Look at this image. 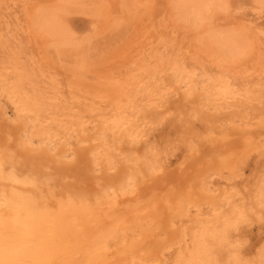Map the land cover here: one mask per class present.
Wrapping results in <instances>:
<instances>
[{"label": "bare ground", "instance_id": "1", "mask_svg": "<svg viewBox=\"0 0 264 264\" xmlns=\"http://www.w3.org/2000/svg\"><path fill=\"white\" fill-rule=\"evenodd\" d=\"M15 1L0 0V161L5 164L0 193L7 190L12 202L0 211L7 224L44 251L40 258L51 253L53 259L82 264H168L181 258L227 264L231 250L213 234L223 231L224 217L238 208L260 210L255 179L245 201L240 182L221 178L225 165L219 157L225 148L261 155L264 121L251 127L258 114L248 109L264 101L261 11L250 17L231 8L202 7L231 0H165V12L158 16L150 10L152 0H89L86 5L85 0H41L19 25L8 18ZM72 4L84 6L87 29L78 31L67 21ZM20 30L29 33L36 52L23 44ZM124 33L129 47L118 63L106 67L101 50L115 46L108 43L98 55L95 47L106 42L97 41L109 34L114 44ZM119 40V46L126 45ZM96 55L106 68L90 81L86 73ZM54 60L61 73L48 65ZM169 88L178 95L163 109L157 107ZM17 103L26 109L22 116ZM165 119L173 133L161 125ZM190 120L200 154L186 159L185 143L175 161L167 162V155L157 160L152 146L163 151ZM208 159L213 166L201 182L196 164ZM157 165L163 173L154 172ZM169 194L175 197L171 207L165 200ZM181 196L184 203L177 210ZM197 232L201 243L193 256Z\"/></svg>", "mask_w": 264, "mask_h": 264}, {"label": "snow or ice", "instance_id": "2", "mask_svg": "<svg viewBox=\"0 0 264 264\" xmlns=\"http://www.w3.org/2000/svg\"><path fill=\"white\" fill-rule=\"evenodd\" d=\"M142 7H148V5H143ZM202 7L211 8H220V9H230L231 5L219 4V5H204ZM261 15L264 16V0H260L259 5ZM190 79V76L188 77ZM229 86L231 82L229 81ZM6 87V86H5ZM186 91L187 95H191V92ZM228 91V89H224ZM173 95H178L172 89H167V92L161 95L160 99L157 101V107L164 108ZM10 98L15 101V96L9 93ZM18 113L22 116L23 112L26 111L23 105L17 103ZM169 116L173 113H168ZM198 114L193 116V119H197ZM158 126V125H154ZM203 139H207L204 137ZM187 144L190 149L189 152L185 154L186 159L191 158L192 156H198L201 151L200 138L195 129V125L192 120L188 121L185 125V130L182 134L177 135L173 139H168L163 145V151L160 147L153 145L151 151L157 160H161L163 156L170 153L178 152L183 144ZM261 153H264V141H262V147L259 149ZM253 149H245L244 151H239L235 148H225L220 154V160L225 165L220 169L221 178L226 179L229 184L235 182H242L246 179L244 172L245 162L251 159L253 154ZM232 160H235V163H230ZM260 165H264V155H262L261 160L258 162ZM213 166V160L208 159L205 162H198L196 164L195 172L197 178L203 182L204 178L208 175L205 172L206 168H211ZM5 168L3 161H0V172ZM154 172L163 173L164 168L160 165H157L154 169ZM253 177L256 181L254 187L255 198L259 204L260 211L257 213L256 208H238L233 213L224 217L223 220V231L219 234H213V238L219 237L226 243L231 250V257L228 260L227 264H264V167H260L258 171L253 172ZM215 179V176H213ZM122 190H126V186L122 185ZM15 195H20L15 193ZM233 191L237 189L233 188ZM71 200V197L69 198ZM175 197L172 194H169L165 197V200L169 203L170 207L172 201ZM184 199L181 196L177 201V210L183 205ZM96 204L100 205V198L97 197ZM12 206V202L9 200L7 195V190L3 193H0V209L9 208ZM111 208L112 204L109 203L106 205ZM63 211V202H61V207L59 209ZM18 212L19 209L17 208ZM258 223L260 227V246L256 249V254L253 256L245 257L246 250L251 246L252 241L248 236V229L251 228L254 224ZM201 243L199 233L194 234L192 240V245L190 246V251L192 255H195L194 248ZM46 255L44 251L38 247L34 246L32 243L26 241L22 235L17 233L12 227L7 224V217L3 211H0V264H82V262L70 258L64 259H53L51 258L52 254H47L49 258H40L41 256ZM87 264H108L107 261L103 260H89ZM140 264H161L160 261H140ZM168 264H209V262L192 259H177L175 262L169 261ZM215 264H223V262L217 260Z\"/></svg>", "mask_w": 264, "mask_h": 264}, {"label": "rangeland", "instance_id": "3", "mask_svg": "<svg viewBox=\"0 0 264 264\" xmlns=\"http://www.w3.org/2000/svg\"><path fill=\"white\" fill-rule=\"evenodd\" d=\"M43 1V0H42ZM87 1H89V0H85L84 1V3L86 2L87 3ZM112 1H114V0H112ZM153 1V3L152 4H150L151 5V9L150 10H152L151 12H152V14L153 15H161V13L162 12H165V5H163L162 3L165 1V0H152ZM39 2H41V0H16L15 2H13L12 4H11V8L9 9V13H8V15L10 16H8V18L13 22V23H18L19 25L20 24H22V25H24L25 23H26V20L28 19V16H27V14H26V11H28V10H30L33 6H35V4L37 5V3H39ZM86 3L85 4H83V5H86ZM78 4V3H77ZM77 4H72V6L73 5H75V6H73V7H77L78 9H77V11H75L74 9H72V8H70L71 9V11H69V9L67 10L68 12L66 13L68 16H66L65 15V17L67 18V17H69V18H67V21L68 22H70V24L72 25V27L73 28H76L78 31H83V30H85V29H87V27L90 25V22H89V16L88 15H84L85 13H81V11L83 12V10H82V8L84 7L83 5H81L80 7H78V6H76ZM231 9H233L234 10V13L236 14V15H239V14H241V13H244V14H246L247 16H250V17H252V16H256L257 15V12L258 11H260V8H259V5L255 2V0H231ZM93 6H94V4H93ZM254 6V7H253ZM70 7V6H69ZM236 9V10H235ZM78 10L80 11V12H78ZM256 10V11H255ZM144 11V10H143ZM238 11V12H237ZM27 13H29V11L27 12ZM76 13V14H75ZM142 13V12H141ZM141 13H138L139 15H142ZM144 13H145V11H144ZM238 13V14H237ZM261 13V12H260ZM70 14V15H69ZM91 16H93L92 14H91ZM27 17V18H26ZM93 17H95V16H93ZM264 17V16H263ZM263 17H261V18H259L260 19V22H262L263 23V28H264V18ZM20 18V19H19ZM159 18V17H158ZM68 19H70V20H68ZM258 19V20H259ZM136 23V25H137V23L138 22H135ZM100 26V25H99ZM98 26V27H99ZM154 26H157V23H154ZM154 26H152L153 28H154ZM20 27V26H19ZM152 29V28H151ZM131 32V31H130ZM130 32H128V34L126 33V35L128 36V37H130L129 39L131 40H129L126 36H125V33H124V36H125V38H122L121 36H122V34L123 33H121V36H120V38L119 37H116V38H114V44H112L110 41H108L109 39V34H106V36L107 37H104L105 38V40L104 41H102V42H100V40L102 39H104V38H99L100 40H98L97 42H98V44L99 43H104V42H106L105 43V45H107V46H105V45H103V47H102V44H101V46H100V44H99V46H96L95 48H96V52H95V54H97V52H98V55H105L106 57H105V59L107 60L106 61V64H105V66L106 65H108V66H110V65H115L113 62H115V63H118V61H117V59L119 58L120 59V56H119V54L121 53V51H122V49H124L125 47L127 48V47H129V45H130V42L132 43V38L134 37L133 35H132V33H130ZM136 32V31H135ZM179 32H181V31H179ZM19 34H20V38H21V41L23 42V44L24 45H29L31 48H29V49H31V52H33V51H35L36 52V48H33V46H32V42H30V41H28L30 38L28 37V35H29V33H24V31H21L20 30V32H19ZM130 34V35H129ZM183 34V33H182ZM184 35V34H183ZM30 36V35H29ZM112 37V36H111ZM110 37V38H111ZM183 36H181V38H182ZM120 39V40H119ZM121 39H123L122 40V42L123 43H125L126 45H124V44H121L120 46H122V45H124V46H122V47H120L118 44L119 43H121V42H119V43H117L118 41L117 40H119V41H121ZM128 39V40H127ZM110 40H112V38L110 39ZM108 41V42H107ZM126 41V42H125ZM130 41V42H129ZM127 42H128V46H127ZM110 45H114L113 47L115 48V50H114V48H112V46L110 47V48H104V47H108V45L109 44ZM98 44H95V45H98ZM120 47V48H119ZM99 48H104L103 50H101V52L102 51H104L105 50V54L104 53H102V54H99L100 53V49ZM110 49H112L111 51H108V50H110ZM93 50H95L94 48H93ZM92 50V51H93ZM107 50V51H106ZM116 51L118 52V53H116ZM108 52V53H107ZM108 54V55H107ZM114 54V55H113ZM116 54V55H115ZM98 55H96L95 57H96V59H95V57L92 59V60H90V65H91V67H90V69H89V71H87V75H88V77H86V75H84L85 76V78L87 79L88 78V80H90V78L91 79H93L94 78V76H92V75H95V74H103V70H105V68L107 67H103V65L101 64V65H99L100 63H98L99 61L98 60H100L101 58L98 56ZM109 57H110V59H109ZM114 57V58H113ZM89 59H91V58H89ZM89 59L87 60L88 61V63H89ZM115 59V60H114ZM109 60H110V62H109ZM93 61V63H91ZM113 61V62H112ZM54 63H50V64H48V65H50L53 69H56V72H58V73H61L62 72V69L60 68H58V66L56 65V64H58L55 60L53 61ZM108 62V63H107ZM112 62V63H111ZM56 63V64H55ZM55 65V66H54ZM92 65H93V67H92ZM101 66V67H100ZM55 67V68H54ZM99 67V68H98ZM93 68V69H92ZM59 71H58V70ZM94 69H95V72H94ZM88 72H89V74H88ZM90 72H91V74H90ZM93 72V73H92ZM102 72V73H101ZM84 74H85V72H84ZM66 77V76H65ZM82 79H84L83 78V76L81 77ZM88 80H86L88 83H91L90 81H88ZM92 82H93V80H92ZM179 99H181V98H179ZM175 104H177V102H175L174 103V105ZM170 105H172V103H170ZM237 109H240V108H237ZM249 109V112L251 113V110H252V113L251 114H253L254 116L255 115H257L256 117V119L254 118V119H252L253 121H255V120H257L256 121V125L253 123V125H251V127H258V122L260 121H264V101L262 102V103H260L259 105L257 104V106L255 107H253V108H248ZM256 109V110H255ZM259 111V112H258ZM261 114V116H262V118L259 120L258 119V117H259V115ZM166 120V121H165ZM164 121H165V123L164 124H161L162 126H167L166 127V129H165V131L166 132H169V133H173V130L172 129H169L168 131H167V129H168V127H170V122H169V119L167 120V119H165ZM195 124H199V122L196 120V122H195ZM161 125H159L158 127H161ZM169 125V126H168ZM164 127V128H165ZM178 153H179V151L178 152H174V153H170V154H168L167 155V157H168V159H167V162H172V161H175L176 160V157H177V155H178ZM254 154H258V153H254ZM252 155V157H251V159L250 160H248V166H246L245 167V169H246V171L244 172V175H245V177H247L248 179H246V180H244V181H242V182H240L241 183V187L243 188V195H245V196H243L244 197V200L245 201H248V197H246V196H248L247 195V193H248V188L250 189V184H251V182L253 181V172L254 171H258L259 170V168L260 167H264L263 165H261L260 166V164L258 163L260 160H261V155H263L264 153H261V155H259V156H256V155ZM254 170V171H253ZM247 188V189H246ZM260 211V210H259ZM259 211H258V213H259ZM248 236H249V238L251 239V241H252V244H251V246L248 248V251L246 250V254H248V255H251V253L253 252H255V249L257 248V245H258V242L259 241H261L260 240V227H259V224L258 223H256V224H254L251 228H249L248 229ZM251 252H250V251ZM250 254H249V253ZM252 253V254H253Z\"/></svg>", "mask_w": 264, "mask_h": 264}]
</instances>
